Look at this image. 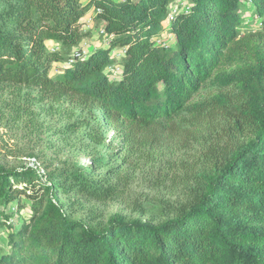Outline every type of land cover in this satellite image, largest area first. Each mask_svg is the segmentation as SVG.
Segmentation results:
<instances>
[{
  "label": "trees",
  "instance_id": "obj_1",
  "mask_svg": "<svg viewBox=\"0 0 264 264\" xmlns=\"http://www.w3.org/2000/svg\"><path fill=\"white\" fill-rule=\"evenodd\" d=\"M248 3L264 13V0H180L168 26L173 0H0V87L26 88L33 104L15 119L35 120L45 104L64 114L58 133L82 132L75 161L40 164L30 153L39 165L0 162L11 228L0 264H264V30L243 31ZM86 16L110 39L83 58ZM166 30L168 48L157 41ZM114 64L121 72L111 77ZM213 80L240 92L199 109ZM231 125L241 143L227 137ZM163 159L156 183L177 200H162L158 222L74 218L85 201L125 196Z\"/></svg>",
  "mask_w": 264,
  "mask_h": 264
},
{
  "label": "rangeland",
  "instance_id": "obj_2",
  "mask_svg": "<svg viewBox=\"0 0 264 264\" xmlns=\"http://www.w3.org/2000/svg\"><path fill=\"white\" fill-rule=\"evenodd\" d=\"M180 0H173V4L179 3ZM182 5L179 6V8ZM243 17L245 19V26L243 31H262L264 30V13L255 11L253 3H248L246 8L242 10ZM88 19V16H86ZM99 28V27H98ZM98 28L93 27V36L90 39L83 41L82 49L86 51L83 58L87 57L90 50L107 46L104 43V37L99 34ZM162 42H165L169 46L175 44V36L170 34L167 30L160 36ZM52 47V46H51ZM117 53H116V52ZM114 55L121 56L122 49H116ZM113 77V76H111ZM26 88H17L13 86L0 87V162L9 165H20L23 162H30L27 157L29 154L39 155L43 162V157L58 156V158L68 159L75 161L82 152L80 148V138L82 132L74 133H58V130L64 124L59 122L61 115L59 112L49 113L47 112L48 106L43 104H36L34 109L37 112H41V115L35 120H30V116L26 115L20 120H16L15 117L18 114V108L32 106L30 104L29 97L26 96ZM220 92H231L232 94L240 92L239 87L234 85L223 86L220 81L213 80L204 86L201 93L197 97L199 101L203 102V109L205 103L209 101L211 97L216 96ZM31 94L36 95L35 91ZM221 102H217L218 106ZM44 106V107H43ZM63 108H66L65 106ZM187 117L190 118L189 115ZM220 120H223L220 117ZM225 122L227 121L224 120ZM66 122V121H65ZM221 122V121H220ZM177 124L183 128L189 126L186 119L181 118L177 121ZM202 128H208V124ZM215 130L213 135L216 134ZM228 138L234 143H241L242 136L239 132L235 131L233 125L228 127ZM81 162H88V157L83 156ZM164 159L158 161L152 169L143 168L135 177L134 182L131 184L127 194L120 198L109 199L104 202H97L94 200L85 201L86 209L84 212L77 213L74 218H83L85 220H99L108 221L112 216H122L127 219L141 218L144 220H154L158 222L162 213L167 212V204L164 202H174L176 196H173L170 189L167 186L160 185L157 182V176H159L161 169L164 167ZM167 185L170 184V180L167 181ZM181 191V190H179ZM180 196V193L178 194ZM13 205L10 206L12 211ZM143 206L147 211V215L144 216L138 209ZM29 211L24 210L21 213L14 214V225H18L25 218H28ZM4 213L1 211L0 205V255L7 253L10 250L8 234L11 232V228L3 225L5 218ZM4 226V227H3Z\"/></svg>",
  "mask_w": 264,
  "mask_h": 264
},
{
  "label": "built area",
  "instance_id": "obj_3",
  "mask_svg": "<svg viewBox=\"0 0 264 264\" xmlns=\"http://www.w3.org/2000/svg\"><path fill=\"white\" fill-rule=\"evenodd\" d=\"M178 8H179V4H174L172 7H171V10H170V13L168 15V19H167V22H168V26H170V24L175 20V14L177 13L178 11ZM94 27V22L91 18H88L86 20V24H85V28L86 29H93ZM98 32L100 35H102L104 37V43L105 44H109V39H110V36L105 32L104 28L103 27H99L98 28ZM158 44H160L162 47H165V48H168V44H166L165 42H162L161 39L159 38L158 40ZM54 49H58V46L55 45L52 47V50ZM117 53V52H116ZM82 54L85 55L86 54V51L83 50L82 51ZM116 58H120V55L116 54L115 55ZM74 62V59H70L68 64H73ZM107 72L111 74V76L115 77L117 76L120 72H121V67L119 65H111L107 68ZM29 164L31 165H39V162H37V160L35 158H30L29 159ZM0 233H1V230H0ZM0 247H1V241H0Z\"/></svg>",
  "mask_w": 264,
  "mask_h": 264
}]
</instances>
